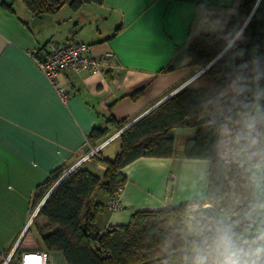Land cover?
<instances>
[{
	"label": "crops",
	"instance_id": "0c3cea01",
	"mask_svg": "<svg viewBox=\"0 0 264 264\" xmlns=\"http://www.w3.org/2000/svg\"><path fill=\"white\" fill-rule=\"evenodd\" d=\"M69 1L54 13L34 17L23 0H0V264L18 240L13 262L22 252L46 251L34 227H27L39 184L65 166L81 165L102 175L103 165L90 157L83 159L92 148L87 142L92 128L106 125L109 115L130 124L182 87L194 86L199 71L190 65L191 41L204 33L224 31L236 3L103 0L73 10ZM71 41L91 44L97 57L111 51L118 70L104 69L100 74L61 70L58 82L68 94L63 100L30 52L44 56L50 42ZM257 83L252 79L249 100ZM138 89H142L140 97H128ZM109 128L105 140L118 132ZM193 133L192 129L173 132L172 157H140L122 169L127 180L119 194L120 210L108 208V195L96 196L103 204L95 221L100 231L127 224L139 211L206 200L210 159L183 155L184 139ZM116 140L118 136L101 147V156H115ZM225 166L224 177L239 165ZM246 175L253 200L264 199L250 173ZM46 252L48 264H68L61 252Z\"/></svg>",
	"mask_w": 264,
	"mask_h": 264
},
{
	"label": "trees",
	"instance_id": "16d2710c",
	"mask_svg": "<svg viewBox=\"0 0 264 264\" xmlns=\"http://www.w3.org/2000/svg\"><path fill=\"white\" fill-rule=\"evenodd\" d=\"M23 1L34 17L54 13L65 3V0ZM102 1L70 0L69 6L78 10L85 4ZM235 1L234 12L224 31L201 34L188 47L190 65L196 71L205 68L195 78L194 86H184L169 95L128 127L126 119L116 120L109 115L106 125L92 128L87 136L92 148L107 138L110 126L122 130L118 135L119 150L113 158L101 156V148L93 154V159L104 166L102 175L78 165L47 195L30 223L46 251L61 252L68 264H185V230L189 215H195L191 212L193 207L201 208L210 202L221 212L242 213L254 202L246 172L240 166H232L230 180L225 182L227 163L217 157L220 105L225 102L221 99V85L242 72L248 87L254 78L264 86V0L259 1L240 35L223 52L258 0ZM141 94L142 89H138L128 97L136 100ZM184 129L194 130L184 139V157L211 161L206 200L175 208L139 211L127 224L100 231L95 221L103 204L96 196L103 193L110 199L115 197L127 180L122 169L134 160L172 157L175 154L173 132ZM67 170L68 166L57 168L39 184L32 210ZM18 252L19 245L12 260Z\"/></svg>",
	"mask_w": 264,
	"mask_h": 264
},
{
	"label": "clouds",
	"instance_id": "9594fccd",
	"mask_svg": "<svg viewBox=\"0 0 264 264\" xmlns=\"http://www.w3.org/2000/svg\"><path fill=\"white\" fill-rule=\"evenodd\" d=\"M247 77L237 72L221 85V122L218 142L224 156L246 172L257 190L264 192V90L257 83L250 92ZM211 205L205 204L207 209ZM185 230V264H264V199L242 213L218 212L205 216L191 209Z\"/></svg>",
	"mask_w": 264,
	"mask_h": 264
},
{
	"label": "built area",
	"instance_id": "2783aa9c",
	"mask_svg": "<svg viewBox=\"0 0 264 264\" xmlns=\"http://www.w3.org/2000/svg\"><path fill=\"white\" fill-rule=\"evenodd\" d=\"M30 54L34 58L36 66L56 88L58 94L63 100L67 98L68 94L67 89L64 86H60L58 82V74L61 70L70 72L86 71L90 74H100L104 69L118 70L114 60V55L111 51H106L102 56L99 57L94 56L92 54L91 44L82 41H71L64 44L50 42L47 46V53L44 56L36 54L35 52H30ZM120 133L121 130L108 138L106 141L102 142L96 148L92 149L87 156L96 153L102 146L111 141L114 137L118 136ZM217 157L224 163L231 162L229 159L225 158L222 146L219 142L217 146ZM122 188L123 187H119L117 195L111 198L108 203V208L111 211H118L122 208V205L119 201V194L122 191ZM253 203H255V201L252 202L250 206ZM206 204L213 205L210 202ZM250 206L247 210L250 209ZM35 214L36 210L32 212L27 227H29ZM21 238L22 235L19 239ZM18 243L19 240L12 251L4 258L3 264H48V253L41 250L22 252L19 260L17 262H13L12 255L18 246Z\"/></svg>",
	"mask_w": 264,
	"mask_h": 264
},
{
	"label": "water",
	"instance_id": "95a60500",
	"mask_svg": "<svg viewBox=\"0 0 264 264\" xmlns=\"http://www.w3.org/2000/svg\"><path fill=\"white\" fill-rule=\"evenodd\" d=\"M259 1L260 0H258L257 1V3H256V5L254 6V8H253V10H252V13L250 14V16H249V18L247 19V21L245 22V24L242 26V28L239 30V32L237 33V35L233 38V40L228 44V46L223 50V52L235 41V39L240 35V33L242 32V30L244 29V27L246 26V24L248 23V21H249V19L251 18V16H252V14H253V12L255 11V9H256V7H257V5H258V3H259ZM222 52V53H223ZM221 53V54H222ZM220 54V55H221ZM219 55V56H220ZM218 56V57H219ZM217 57V58H218ZM216 58V59H217ZM215 59V60H216ZM215 60H213V62L215 61ZM213 62H211L207 67H209ZM206 67V68H207ZM205 70V68L204 69H202V70H200L198 73L200 74L201 72H203ZM161 103V102H160ZM159 103V104H160ZM158 104V105H159ZM136 121V120H135ZM134 121V122H135ZM134 122H131L130 124H128L126 127H128L129 125H131L132 123H134ZM125 127V128H126ZM124 128V129H125ZM122 131V130H121ZM75 167V166H74ZM74 167H72L71 169H69V170H67L66 172H65V174H63V176L54 184V186L49 190V192L45 195V197L43 198V200L40 202V204L38 205V207H37V209H36V212L38 211V209L40 208V206H41V204L43 203V201L45 200V198L47 197V195L51 192V190L61 181V179L68 173V172H70ZM200 210H201V212L205 215V216H214V215H216L218 212H221V211H219L218 209H217V207H215V206H213V205H211V207H209V208H207V209H205V208H203V206L200 208Z\"/></svg>",
	"mask_w": 264,
	"mask_h": 264
},
{
	"label": "rangeland",
	"instance_id": "374dc122",
	"mask_svg": "<svg viewBox=\"0 0 264 264\" xmlns=\"http://www.w3.org/2000/svg\"><path fill=\"white\" fill-rule=\"evenodd\" d=\"M105 141H106V140H105ZM100 143H101V142H100ZM100 143H99L97 146H99ZM117 144H119V139L116 140V141H114V142L112 143V146H116ZM94 148H96V147H94ZM94 148H91V150L94 149ZM91 150L89 151V153L91 152ZM97 152H98V151H97ZM97 152L94 153V155H96ZM89 157H90V159L94 160V159H93V154H92V155H89V156H87V157H85V158H89ZM85 158H84V159H85ZM75 167H76V166H75ZM71 168H72V167L68 166V170L71 169ZM229 180H230V178H229L228 176H226V177L224 178V181H225V182H228ZM32 211H34V210H32Z\"/></svg>",
	"mask_w": 264,
	"mask_h": 264
}]
</instances>
